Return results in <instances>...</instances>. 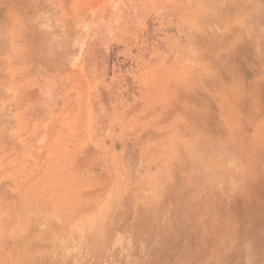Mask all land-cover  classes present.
<instances>
[{"label":"rangeland","instance_id":"1","mask_svg":"<svg viewBox=\"0 0 264 264\" xmlns=\"http://www.w3.org/2000/svg\"><path fill=\"white\" fill-rule=\"evenodd\" d=\"M0 264H264V0H0Z\"/></svg>","mask_w":264,"mask_h":264},{"label":"bare ground","instance_id":"2","mask_svg":"<svg viewBox=\"0 0 264 264\" xmlns=\"http://www.w3.org/2000/svg\"><path fill=\"white\" fill-rule=\"evenodd\" d=\"M3 22H4V21H3ZM3 22H2V23H3ZM6 28H7V27H6ZM6 28H5V30H6ZM1 34H2V33H1ZM202 41H203V40H202ZM186 153H187V154H186ZM185 156H186V158L189 159V160H190L192 157L195 158V156H194L193 154L190 156V154H189L188 152H185ZM189 157H190V158H189ZM189 160H188V161H189ZM198 160H199V159H198ZM201 160H202V159H201ZM191 162H192V161H191ZM181 167H182V166H181ZM186 167H187V166H186ZM205 170H206V169H205ZM203 171H204V170H203ZM189 172H191V171H188V172H187L188 175L190 174ZM204 179H205V178H204ZM193 181H194V180H193ZM167 186H168V185H167ZM176 187H177V186H176ZM72 188H73V187H72ZM70 189H71V188H68L67 190H70ZM77 190H78V189H77ZM72 191H73V190H72ZM72 191H71V193H72ZM79 191H80V190H79ZM79 191H78V192H79ZM81 191H83V190H81ZM73 192H74V191H73ZM74 193H75V192H74ZM79 193H80V194H78V196L82 194L81 192H79ZM160 193H161V192H160ZM67 195H68V193H67ZM151 195H152V194H151ZM64 196H65V195H64ZM73 196H74V195H73ZM78 196H77V197H78ZM183 196H184V195H183ZM65 197H66V196H65ZM65 197H64V198H65ZM67 197H69V196H67ZM178 197L180 198V196H178ZM184 197H187V196H184ZM184 197H181V198L183 199ZM79 198H80V197H79ZM163 198L168 199L169 196H163ZM60 199H61V198H60ZM70 199H71V198L69 197V201H70ZM122 199H123V198H122ZM149 199H150V196H149ZM71 200H72L73 202H75V201H77V200L79 201V199H78V198L76 199V197H75V201H74V199H71ZM120 200H121V198H120ZM83 201L85 202V200H83ZM83 201H82V202H83ZM89 201H91V200H88V202H89ZM63 202H64V201H63ZM80 202H81V201H79V203H80ZM84 202L80 205V207H81V206L83 207V205H84L85 210H87L88 208H91V207H88V208L86 209V204H84ZM141 202H142V204H139V205H144L143 203H145V202H143L142 200H141ZM163 202H164V201H163ZM55 203H56V202H54V204H55ZM59 203H60V202H59ZM68 203H69V202H68ZM70 203H72V202H70ZM77 203H78V202H77ZM89 203H91V202H89ZM126 203H127V202H126ZM126 203H125V206H127ZM151 203H152V202H151ZM64 204H66V203L64 202ZM73 204H74V203H73ZM93 204H94V202H93ZM75 205H76V204H74V206H75ZM98 205H99V204H98ZM98 205H97V206H98ZM106 205H107V204H106ZM122 205H123V204H122ZM165 205H166V204H165ZM60 206L62 207V205H60ZM60 206H59V207H60ZM63 206H65V205H63ZM118 206L120 207L121 205H118ZM125 206H124V207H125ZM144 206H145V205H144ZM55 207H57V206L55 205ZM55 207H54V208L52 207V210H51V211H53V213L56 212L55 214H57V209L55 210ZM70 207H71V204H70V206H66L65 210H67V209L70 208ZM116 207H117V205H116ZM73 208H75V207H73ZM97 208H98V207H97ZM125 208H127V207H125ZM141 208L143 209V207H139V209H136V210H135V211H137V213H136V214H137V217H138V215H140V214H142V215L144 214L143 210H140ZM115 209H117V208H115ZM128 209H129V211H130V207H129ZM131 209H132V207H131ZM153 209H154V208H153ZM88 210H89V209H88ZM90 210H91V209H90ZM92 210H93V209H92ZM108 210H109V209H108ZM113 210H114V209H113ZM73 211H74V209H73ZM73 211H72V212H73ZM121 211H122V210H121ZM37 212H38V211H37ZM90 212H91V211H89L88 213L90 214ZM98 212H99V211H98ZM122 212H123V211H122ZM125 212H126V211H125ZM127 212H128V211H127ZM63 213H66V212H63ZM74 213H75V212H74ZM74 213H73V214H74ZM104 213H106V212H104ZM128 213H129V212H128ZM29 214H30V213H29ZM60 214H62V213H60ZM119 214H120V213H119ZM185 214H186V213H185ZM32 215H33V214H32ZM32 215L30 216L29 221L32 222V223H34V222H33L34 220L32 221V219H31ZM66 215H69V212H68V214L66 213ZM92 215H94V210H93V212H92ZM97 215H98V214H97ZM34 216H35V215H34ZM94 216H95V215H94ZM94 216H93V217H94ZM102 216H104V214H103ZM108 216H110V215H108ZM87 217H88V216H87ZM119 217H121V215H120ZM137 217H136L135 221H137L138 219H139V220H138L139 222L142 221V220H144V217H143V216H142V218H141L142 220H140V217H138V218H137ZM33 218H34V217H33ZM58 218H59V217H58ZM94 218H95V217H94ZM104 218H105V217H104ZM117 218H118V217H117ZM30 219H31V220H30ZM39 219H40V218H37V222L39 221ZM50 219H51V218H50ZM50 219H49L48 221H51ZM87 219H88V218H87ZM92 219H93V218L88 219V221L90 220V222H92V221L94 220V219H93V220H92ZM119 219H120V218H119ZM119 219H118V221H119ZM40 220H41V219H40ZM44 220H46V219H44ZM91 220H92V221H91ZM46 221H47V220H46ZM46 221H43V222H41V223H45ZM48 221H47V222H48ZM101 221L104 223L105 220L101 219ZM138 221H137V222H138ZM113 222H117V221H113ZM124 222H125V221H124ZM110 223H112V222H110ZM140 223H141V222H140ZM45 224L48 226V223H45ZM112 224L114 225V223H112ZM115 224L117 225L118 222L115 223ZM36 225H38V223H36ZM39 225H40V223H39ZM119 225H120V224H119ZM137 225H138V224H137ZM34 226H35V225H34ZM117 226H118V225H117ZM138 226H140V225H138ZM41 227H42V226H41ZM141 227H142V226H141ZM96 228H97V227H96ZM112 228H113V227H112ZM138 228H139V227H138ZM37 229H38V228H36V230H37ZM102 231H103V230H102ZM45 233H46L45 235H48V236H49V233H48V234H47V232H45ZM137 233H138V232H137ZM138 235H139V234H138ZM51 237H52V236H51ZM53 238H54V237H53ZM49 239H50V237H49ZM56 241H59V240H56ZM53 243H54V242H53ZM55 243H56V242H55ZM49 245H50V244H49ZM67 247H68V246H67ZM59 249H61V248H59ZM57 252H58V251H57ZM58 254H59V253H58ZM47 256H49V255H47ZM60 257H61V256H60ZM63 258H64V257H63Z\"/></svg>","mask_w":264,"mask_h":264}]
</instances>
